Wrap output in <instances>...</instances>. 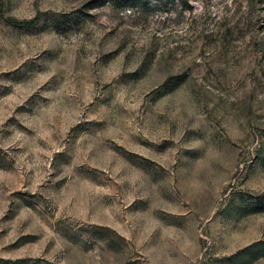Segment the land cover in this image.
Returning <instances> with one entry per match:
<instances>
[{
  "label": "rangeland",
  "instance_id": "374dc122",
  "mask_svg": "<svg viewBox=\"0 0 264 264\" xmlns=\"http://www.w3.org/2000/svg\"><path fill=\"white\" fill-rule=\"evenodd\" d=\"M0 264H264V0H0Z\"/></svg>",
  "mask_w": 264,
  "mask_h": 264
},
{
  "label": "trees",
  "instance_id": "16d2710c",
  "mask_svg": "<svg viewBox=\"0 0 264 264\" xmlns=\"http://www.w3.org/2000/svg\"><path fill=\"white\" fill-rule=\"evenodd\" d=\"M129 1H132V2H135L137 0H129ZM139 2L141 0H138ZM38 19H32V20H29V21H15V20H11L10 21V24L13 25V26H23V27H31L35 24V22L37 21Z\"/></svg>",
  "mask_w": 264,
  "mask_h": 264
}]
</instances>
